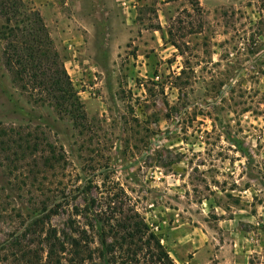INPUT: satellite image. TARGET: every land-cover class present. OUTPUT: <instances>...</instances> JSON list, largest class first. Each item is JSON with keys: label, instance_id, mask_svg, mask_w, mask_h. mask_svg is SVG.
I'll return each instance as SVG.
<instances>
[{"label": "rangeland", "instance_id": "obj_1", "mask_svg": "<svg viewBox=\"0 0 264 264\" xmlns=\"http://www.w3.org/2000/svg\"><path fill=\"white\" fill-rule=\"evenodd\" d=\"M21 1L85 120L28 100L0 41V264H44L49 234L60 264H148L133 214L174 264L264 233V0Z\"/></svg>", "mask_w": 264, "mask_h": 264}, {"label": "trees", "instance_id": "obj_2", "mask_svg": "<svg viewBox=\"0 0 264 264\" xmlns=\"http://www.w3.org/2000/svg\"><path fill=\"white\" fill-rule=\"evenodd\" d=\"M0 18L5 22V26L0 28L4 67L12 81L21 84L31 102L48 106L62 119L69 118L77 124L83 122V107L39 12L21 0H0ZM125 221L118 228L129 230V233L121 238V242L128 241V245L135 247L127 252V258L135 260L146 249L143 257L147 258L148 264H174L159 240L147 233L137 215L133 214ZM43 242L46 246L44 264H60V255L65 250L63 245L54 234L46 235ZM100 245L105 246L104 239ZM105 253L102 251L99 256L107 263ZM81 255L76 253L77 262L74 264H83ZM87 259L91 260V255H87ZM111 260L115 262L114 257Z\"/></svg>", "mask_w": 264, "mask_h": 264}, {"label": "crops", "instance_id": "obj_3", "mask_svg": "<svg viewBox=\"0 0 264 264\" xmlns=\"http://www.w3.org/2000/svg\"><path fill=\"white\" fill-rule=\"evenodd\" d=\"M248 217H245L243 222L252 224L250 220L254 219L253 216ZM254 226L257 227V224H254ZM202 235L203 238H205V234ZM230 235L233 237L232 241L234 244L231 245L229 249H226L224 251L225 253H222V251L218 253L215 251H208V249L211 250V243L199 237L196 240L198 246L193 252L188 264H210L213 261L217 262V264H264L263 232L252 229L244 232L231 233ZM184 249H186V247H184ZM182 256L183 253L177 251L178 263H183Z\"/></svg>", "mask_w": 264, "mask_h": 264}]
</instances>
